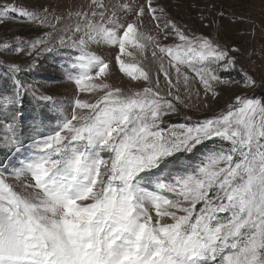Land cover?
<instances>
[{"label": "snow or ice", "instance_id": "1", "mask_svg": "<svg viewBox=\"0 0 264 264\" xmlns=\"http://www.w3.org/2000/svg\"><path fill=\"white\" fill-rule=\"evenodd\" d=\"M92 3L100 11L78 14L83 24L60 39L68 48L67 79L79 95L96 94L91 101L74 99L68 115L56 116L63 108L53 97L30 92L19 78L22 66L5 61L9 49L21 52L25 43L0 44V122L7 126L0 136V264H264V99L235 95L225 114L162 128L164 117L178 113L180 97L165 98L159 76L153 84L148 70L125 61L133 56L129 49L145 54L152 43L151 56L160 59L169 85L171 70L188 85L183 66L206 96L216 97L213 82H228L218 70L235 69L230 51L238 49L188 35L153 0L122 4L120 10L136 18L124 22L102 0ZM146 11L165 40L180 43L146 38L140 31ZM9 13L30 23L40 19L0 5V21ZM44 43L32 42L28 54ZM100 43L115 49L119 72L149 86L126 95L107 83L111 62L88 51ZM241 81L256 86L247 73ZM29 94L39 102L30 114ZM54 119L59 122L49 127ZM216 140L222 143L215 148L206 143ZM177 153L187 154V163L169 167Z\"/></svg>", "mask_w": 264, "mask_h": 264}, {"label": "rangeland", "instance_id": "2", "mask_svg": "<svg viewBox=\"0 0 264 264\" xmlns=\"http://www.w3.org/2000/svg\"><path fill=\"white\" fill-rule=\"evenodd\" d=\"M131 3L133 6L145 4V0H102L109 14L116 11L122 22L135 20L131 13L125 14L120 10L122 4ZM157 8L164 10L166 18L174 21L178 27L188 35L208 36L221 45L227 46L232 56L237 58L234 70H218V75L223 77L227 83L213 82V87L219 96H207L203 86L198 79L194 78L187 68L181 67V73H187L190 81L186 86L183 76L177 81L174 70H171L173 84L169 85L162 73L159 72L160 59L153 58L151 51L153 44L149 43L145 54H141L136 49H129L133 52L132 57H125L126 63H134L148 70L152 77L153 84L159 76V91L167 99L180 97L182 103L175 102L178 113L164 117L165 123L162 128H170L180 123L191 124L199 120H204L212 116L225 114L228 105H234V96L256 97L264 99V0H153ZM0 5L15 6L38 13L40 19L30 23L27 19L21 18L15 13H9L0 21V44L16 46L25 43L24 50L15 52L8 50L5 56L7 63H16L22 66L19 78L31 89H37V95H50L63 108L62 113L56 116L63 117L72 110L73 101L76 98L93 100L94 94L79 95L74 83L67 79L64 65L67 62L68 48L60 44V39L72 33L68 31L77 23L83 24L80 13H90L100 11L97 4L92 0H0ZM224 13L223 16L220 13ZM159 15V13H157ZM91 18V17H89ZM44 21V25L41 21ZM140 31L145 37H152L153 42L159 41L161 44L173 46L180 41L171 38L165 40L164 33L156 26V21L146 14L143 17ZM38 40L45 41L44 44H37V51L34 55L28 53L32 51L30 44ZM147 43V40L145 41ZM70 44V42H69ZM53 47L54 52H46L45 48ZM3 51V49H0ZM88 51L91 54L101 55L110 61L111 76L107 83L121 88L126 95L134 94L135 91L142 90L149 86L143 80L132 81L130 77L119 72L115 62L112 60L115 49L103 43L91 44ZM159 57V53H157ZM164 67L169 68V58L164 57ZM247 73L256 81L255 87H245L241 81V74ZM101 79H105L101 77ZM5 82L4 69H0V85ZM172 96H168L169 92ZM29 94L26 104V113H31L34 104ZM41 109L49 113L46 105L41 104ZM51 114V113H49ZM59 121L54 119L49 127H55ZM45 135L44 130H41ZM7 132V126L0 122V136ZM209 147L215 148L222 142L219 140L206 142ZM184 153H177L180 159L175 165L187 163ZM197 153V158L199 157ZM3 157H0L2 159ZM176 159L173 157L172 159ZM7 182L16 186L17 191H21L20 182L11 176H5ZM199 207V205H197ZM171 222V221H167Z\"/></svg>", "mask_w": 264, "mask_h": 264}]
</instances>
